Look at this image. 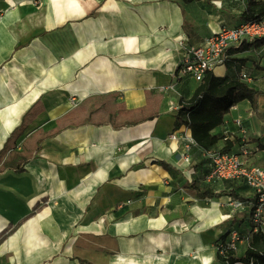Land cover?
<instances>
[{
  "label": "crops",
  "instance_id": "0c3cea01",
  "mask_svg": "<svg viewBox=\"0 0 264 264\" xmlns=\"http://www.w3.org/2000/svg\"><path fill=\"white\" fill-rule=\"evenodd\" d=\"M248 4L0 0V151L32 109L36 115L17 145L35 133L41 139L24 172H0V264H225L216 243L234 224L228 193L243 199L250 190L206 182V154L224 147V139L210 151L194 147L186 165L184 141L170 135L192 136L186 126L176 128L180 101L198 86L180 71L186 49L241 24ZM247 56L255 63L242 72L261 93L257 109L236 105L214 134L232 141L247 132L264 166V70L255 68L264 69V46L237 58ZM227 72L221 66L214 74ZM122 104L145 110L134 119L154 118L52 134L71 113L80 121L100 109L99 120ZM205 191L217 196L198 194Z\"/></svg>",
  "mask_w": 264,
  "mask_h": 264
},
{
  "label": "trees",
  "instance_id": "16d2710c",
  "mask_svg": "<svg viewBox=\"0 0 264 264\" xmlns=\"http://www.w3.org/2000/svg\"><path fill=\"white\" fill-rule=\"evenodd\" d=\"M243 18L244 21L263 20L264 0H249L247 9L243 14ZM263 46L264 38L258 39L249 44L244 43L239 47H232L228 49L225 53L224 60V66L228 71L227 75L224 77H218L214 74V72L206 73L203 80L197 83L198 86L192 98L187 101H180L181 108L179 109L177 115L176 128L186 126L187 129L191 131L196 144L202 150L210 151L218 145L220 140L223 139L226 141L225 146L218 151L215 150V152L237 153L246 145L243 137L237 135L235 136V139L231 141L228 139V136L216 135L214 134V131L218 127L224 125L226 115H228L232 108L236 105L247 101L254 110L257 109V101L261 93L250 86L253 78L242 72L243 66L246 63H255V61L250 56L243 58H237V56L248 52L253 48L258 49ZM255 68L260 71L264 70L260 66ZM144 111V109L130 111L122 104L117 109L111 111L107 116H100L99 120H95V116H97L100 112V109H96L95 111H91L80 121H77L78 114L74 112L58 120V128L54 130L52 134H56L59 130L64 128L87 124H108L116 129H119L139 124L145 120H152L154 118L141 117L134 119L136 114L144 113ZM35 115V109H32L25 115L22 126L11 134L10 138L4 145V148L0 151V172L6 170H12L17 173L24 172L25 165L38 152L41 139H35L36 133L25 140L20 147L17 145L18 138L25 133L28 123ZM127 117H130L133 120H130ZM248 139L247 149L250 153L251 162L254 165L259 166L255 159L256 155L260 152V145L254 143L251 136L248 137ZM261 167L264 168V166ZM207 176L205 180L207 179ZM237 184L245 186L240 183ZM245 187L249 189L247 186ZM231 190L228 194L239 199L235 191ZM198 194L200 196L209 197L217 196L215 193L210 191H205L203 193L199 192ZM249 196L247 197L250 198ZM246 198L239 200L245 201L247 200ZM234 262H241L244 264H264V235L256 236L247 252L242 257L234 259Z\"/></svg>",
  "mask_w": 264,
  "mask_h": 264
},
{
  "label": "built area",
  "instance_id": "2783aa9c",
  "mask_svg": "<svg viewBox=\"0 0 264 264\" xmlns=\"http://www.w3.org/2000/svg\"><path fill=\"white\" fill-rule=\"evenodd\" d=\"M264 38V19L243 21L236 27H221L197 47H190L180 63L181 73L189 76L197 83L201 82L208 72H214L218 67L224 66L225 53L232 47H239L244 43H251ZM184 46H186L184 44ZM245 77V76H244ZM250 81V79H249ZM241 120L237 121L241 127ZM231 134V133H230ZM247 134V132H246ZM244 133L243 140L246 145L237 153L208 152L206 158L210 160L211 167L207 176V183L237 182L247 186L251 198L242 201L229 195L225 206L230 207L228 219L234 218V224L224 236L216 243V250L225 264H239L234 259L242 257L256 236L264 235V168L251 162L248 147V137ZM234 135V134H231ZM172 141H184V164H191V152L197 146L196 141L186 132L174 131L170 135ZM247 208V217L237 221L238 210ZM238 225V227H237ZM245 247L240 255L241 247ZM253 264V263H251Z\"/></svg>",
  "mask_w": 264,
  "mask_h": 264
},
{
  "label": "rangeland",
  "instance_id": "374dc122",
  "mask_svg": "<svg viewBox=\"0 0 264 264\" xmlns=\"http://www.w3.org/2000/svg\"><path fill=\"white\" fill-rule=\"evenodd\" d=\"M254 112H256V111H254Z\"/></svg>",
  "mask_w": 264,
  "mask_h": 264
}]
</instances>
